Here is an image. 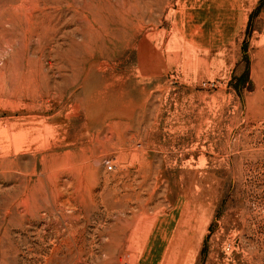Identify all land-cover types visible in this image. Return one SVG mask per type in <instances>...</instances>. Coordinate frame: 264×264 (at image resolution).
Returning <instances> with one entry per match:
<instances>
[{
  "label": "rangeland",
  "instance_id": "1",
  "mask_svg": "<svg viewBox=\"0 0 264 264\" xmlns=\"http://www.w3.org/2000/svg\"><path fill=\"white\" fill-rule=\"evenodd\" d=\"M0 264H264V0H0Z\"/></svg>",
  "mask_w": 264,
  "mask_h": 264
},
{
  "label": "built area",
  "instance_id": "2",
  "mask_svg": "<svg viewBox=\"0 0 264 264\" xmlns=\"http://www.w3.org/2000/svg\"><path fill=\"white\" fill-rule=\"evenodd\" d=\"M107 166L110 168V167H111V164H110V163H108V164H107Z\"/></svg>",
  "mask_w": 264,
  "mask_h": 264
}]
</instances>
